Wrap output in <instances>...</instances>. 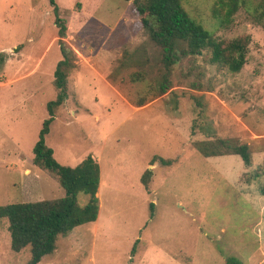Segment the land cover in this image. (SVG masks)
Instances as JSON below:
<instances>
[{"label":"rangeland","instance_id":"1","mask_svg":"<svg viewBox=\"0 0 264 264\" xmlns=\"http://www.w3.org/2000/svg\"><path fill=\"white\" fill-rule=\"evenodd\" d=\"M54 1L66 24L62 40L76 58L44 141L63 165L91 155L101 189L97 219L59 236L37 264H227L229 256L264 264V18L253 15L257 0L230 16L225 0H182L214 37L247 34L251 41L238 73L210 63L207 49L172 66L171 86L161 95L149 89L161 70L156 49L139 31L130 1ZM53 20L48 0H0V82L14 76L5 63L20 60L21 48L39 59L31 77L0 88V205L63 195L32 163L46 105L56 94L61 53ZM195 77L211 88L190 86ZM141 98L155 101L132 113L125 102ZM214 138L248 143L250 165L235 154L204 156L193 145ZM140 171L149 174L148 191ZM86 201L79 193L78 203ZM9 246L2 218L0 264H25L28 247Z\"/></svg>","mask_w":264,"mask_h":264},{"label":"trees","instance_id":"2","mask_svg":"<svg viewBox=\"0 0 264 264\" xmlns=\"http://www.w3.org/2000/svg\"><path fill=\"white\" fill-rule=\"evenodd\" d=\"M131 2L132 13L140 20V32L144 33L156 49L161 70L157 75V86L149 89L161 95L171 86L172 66L187 57L201 55L209 50L208 61L225 69L231 74L238 73L246 63L250 36L240 34L234 38H216L201 22L196 20L184 8L182 0H124ZM223 1V0H222ZM52 6L54 25L57 28V43L61 59L53 71L55 98L46 105L48 118L44 120L38 134V140L32 148V163L35 167L52 177L63 189V195L52 199L33 202L8 203L0 205V219L6 218L10 234V249L19 252L29 249V258L25 264H37L45 255L56 248L59 236L65 235L74 227L93 222L98 216L99 166L91 155H87L76 166L59 163L53 156V150L45 144L44 138L55 117V110L60 107L67 95V77L75 66V52L65 44V20L60 17V10L54 0H48ZM252 0H225L226 16L238 8L250 7ZM66 13L68 11H65ZM257 20L264 18V0H257L253 8ZM138 32V31H137ZM192 58V59H193ZM194 71V70H193ZM188 67V72H193ZM198 79V77H195ZM193 79L189 85L197 89H209L211 86L201 84ZM140 81L139 74L134 81ZM142 82V81H141ZM143 98H141V102ZM194 147L204 156L239 155L245 165L251 163L250 145L237 138H214L195 141ZM162 164H169V159L159 158ZM264 167V166H263ZM149 174L143 173L141 182L148 191ZM257 176V175H256ZM259 191L264 195V182ZM87 196L84 205L78 203V194ZM152 210V205H150ZM227 264H238V260L227 257Z\"/></svg>","mask_w":264,"mask_h":264},{"label":"crops","instance_id":"3","mask_svg":"<svg viewBox=\"0 0 264 264\" xmlns=\"http://www.w3.org/2000/svg\"><path fill=\"white\" fill-rule=\"evenodd\" d=\"M50 45H49V40H48L46 48H48V46H50ZM14 47L16 49V46H14ZM16 56L21 57V59L12 61V58L8 57V59H7L6 63H5V68H7L6 71L8 72L9 71L8 68H11L12 69L11 74L14 75V76L13 77L10 76L11 80L10 79L4 80L6 82L1 81L0 82V88L1 87H6V85H12V84H15V83H18V82H23L27 78L31 77L35 73L34 71L37 70L36 68H38L39 59L36 60V61H33L32 56L30 54H28V52H26V54L23 53V48H21V50L18 51ZM154 101L155 100H151V101L149 100L147 102L144 101L143 103H133V104L125 102V104L127 103V106L131 107L130 110H131L132 113H138V112H142V111L147 110L148 108H146V107L152 105V103ZM98 118L99 117H97V119ZM151 160H153V159H151ZM151 160L147 164L148 168H150L151 167L150 164L153 163ZM143 173H142V175H143ZM142 175H141V171H140V173L137 174V179L140 181V183H142L141 182ZM100 189H101V182L99 181V185H98L97 191H96L97 198H98Z\"/></svg>","mask_w":264,"mask_h":264}]
</instances>
